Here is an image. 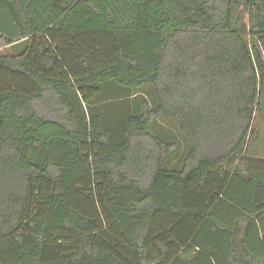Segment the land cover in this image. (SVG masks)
<instances>
[{"label": "trees", "instance_id": "1", "mask_svg": "<svg viewBox=\"0 0 264 264\" xmlns=\"http://www.w3.org/2000/svg\"><path fill=\"white\" fill-rule=\"evenodd\" d=\"M0 264H264V0H0Z\"/></svg>", "mask_w": 264, "mask_h": 264}, {"label": "rangeland", "instance_id": "2", "mask_svg": "<svg viewBox=\"0 0 264 264\" xmlns=\"http://www.w3.org/2000/svg\"><path fill=\"white\" fill-rule=\"evenodd\" d=\"M151 89L146 88L145 90H141L138 93H134L133 96L134 98H138L140 99L141 97L148 95L150 93ZM154 131L156 132V134H162V135H174V136H178V131L175 128V126L173 125L172 122L166 120V121H161L159 124H157L156 127H154ZM181 153V152H180ZM182 158V154L179 155H171L170 158H166V164H170L173 167L176 166L179 161Z\"/></svg>", "mask_w": 264, "mask_h": 264}]
</instances>
